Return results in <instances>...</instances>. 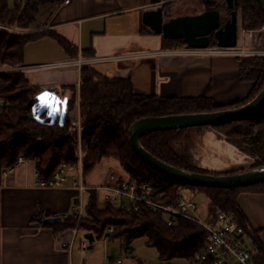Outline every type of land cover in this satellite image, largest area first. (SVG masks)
I'll list each match as a JSON object with an SVG mask.
<instances>
[{"label":"trees","instance_id":"16d2710c","mask_svg":"<svg viewBox=\"0 0 264 264\" xmlns=\"http://www.w3.org/2000/svg\"><path fill=\"white\" fill-rule=\"evenodd\" d=\"M53 1L55 0H21L10 7L7 0H0V26L16 25L26 30L22 34H15L0 28V65L23 66L25 46L44 36L55 38L64 49L73 54L74 49L71 51L70 43L55 32L28 31L35 22L40 7ZM166 4L168 3L163 5L165 12ZM239 6L245 29L259 30L264 27V12L257 0H240ZM175 44L184 46L185 42L177 40ZM216 46L214 40L210 47ZM249 58L242 64L243 70L250 69L244 79L254 80L255 85L246 99L225 107H217L212 100L203 97L171 99L140 95L135 92L130 79L107 77L98 72L94 65H83L80 89L71 86L68 88L70 93H63L66 114L62 121L59 116L48 115L47 110H38L37 96L40 90L31 87L27 72L0 76L4 80L0 86V95L6 100L0 108V171L8 169L20 157H24L37 160L36 169L40 179L49 180L61 164H76L78 134L72 122L79 114L84 178L106 161H113L132 180L154 185L166 204H175L179 193L185 189L197 190L209 200V215L227 212L235 216L258 252L256 264H264V244L259 231L251 227L238 204V197L242 192L264 193V183L231 189L190 186L171 179L143 161L132 148L129 135L131 125L144 117L214 112L247 104L264 88V57ZM212 126L227 128L226 133L220 136H225L231 145L254 157L257 160L256 167L264 165V109L249 118ZM255 126H258L256 131ZM183 131L184 129L155 131L143 136L141 143L153 156L168 164L192 172L212 174L210 170L196 166L189 153H178L174 149L172 142ZM85 194L88 202L84 206L78 229L93 233L96 240L107 235L118 239L124 253L132 254L133 242L141 237L147 239L149 247L158 251L161 264H174L175 260L188 262L203 248L207 231L196 222L179 218L175 225L169 226L161 214L150 209L143 208L139 213L129 214L111 204L103 203L101 191L89 189ZM76 222L77 217L72 215L55 226L64 230L74 228ZM111 227L116 230L109 234ZM139 264L146 263L140 261Z\"/></svg>","mask_w":264,"mask_h":264},{"label":"crops","instance_id":"0c3cea01","mask_svg":"<svg viewBox=\"0 0 264 264\" xmlns=\"http://www.w3.org/2000/svg\"><path fill=\"white\" fill-rule=\"evenodd\" d=\"M166 2L70 0L65 4L63 0H55L45 3L28 31L55 32L70 43L73 54L55 38L44 36L25 46L23 66L189 48L186 43L184 46L175 44V41L183 40L165 38L144 24L143 14L158 8H162L166 22L191 15L167 17L163 8ZM248 46L260 48L254 43ZM249 57L173 53L98 64L116 65L110 75L106 74L107 77L130 79L137 94L171 99L203 97L212 100L217 107H225L246 99L255 85L254 80L244 79L250 69L243 70L242 64ZM25 72L32 74L31 87L40 90L37 96L39 111L42 110L39 96L49 93L43 87L57 85L68 90L71 86L80 87L82 84L81 68L74 66ZM44 110L50 115V108ZM65 114L66 108L62 105L58 113L50 116H59L62 121ZM118 166L113 161H106L84 179L85 185L95 189L110 184L117 176H111L110 171H120ZM202 169L210 170L212 174L227 173L206 167ZM35 170V163L28 161L8 176L0 171V264H139L134 250L133 256L124 253L119 240L113 242V238L108 236L100 240L95 238L91 248L89 243L83 249L81 242L91 232L83 231L85 239H78L81 231L78 228L61 230L55 226L56 223L45 224L43 219L60 217L69 212L72 197L77 191L71 188V181L62 188H38L35 186ZM238 204L251 227L259 231L264 244V193L242 192ZM96 242L103 243L105 249L102 253L93 250ZM112 242L115 248L111 246ZM87 249L92 250L84 252ZM115 249L121 253L117 259L112 256ZM118 260L122 262L118 263Z\"/></svg>","mask_w":264,"mask_h":264},{"label":"built area","instance_id":"2783aa9c","mask_svg":"<svg viewBox=\"0 0 264 264\" xmlns=\"http://www.w3.org/2000/svg\"><path fill=\"white\" fill-rule=\"evenodd\" d=\"M69 2L70 0H63L65 4ZM248 34L253 38V31L248 32ZM173 53L242 57L264 55V50L246 49L245 47L239 48L238 46L236 48L209 47L206 49H194L189 47L186 49L135 53L114 57L91 59L77 58L57 63L20 66L17 70L25 72L33 69H54L72 66L81 68L83 65H94L114 60L138 59L143 56L159 57ZM2 73H4V70H0V74ZM2 84L3 80L0 79V86ZM42 89L48 91L60 101L64 100L63 94L60 92L58 86H45ZM3 99V96L0 95V108L2 107L1 103L5 102ZM73 125H77V122H74ZM79 136H81V132H79ZM80 161L79 165L61 164L53 177L49 180L40 179L39 171L37 169L35 170V186L38 188H62L71 181V188L75 189L77 194L72 197V204L69 212L64 213L60 218L67 219L75 215L77 217V223H80L84 214L83 193L91 189L84 183L83 164L82 160ZM27 162L28 160L24 157H20L14 165L3 171L4 176L13 173L17 167ZM95 189L103 192L101 197L103 203L111 204L121 209L123 212L133 214L141 212L143 208H147L161 214L169 226L175 225L179 218L188 219L202 226L207 231L203 248L194 257L189 259L187 264H256L258 252L253 247V244L251 246L247 244V240H250L251 243L252 240L245 228L239 224L233 214L219 212L216 216L209 215L206 220H203L197 216L198 207L193 198H186L181 192L175 204H166L154 185L148 182L132 180L124 174L117 175L110 184ZM115 230V227H111L109 229V234L114 233ZM88 245L89 242L87 239L81 242V248L83 249L87 248ZM129 256L133 255L130 254ZM121 262L122 260H118V263Z\"/></svg>","mask_w":264,"mask_h":264},{"label":"water","instance_id":"95a60500","mask_svg":"<svg viewBox=\"0 0 264 264\" xmlns=\"http://www.w3.org/2000/svg\"><path fill=\"white\" fill-rule=\"evenodd\" d=\"M206 0V4H210ZM264 12V0H257ZM231 18L222 25L221 12L209 6L198 15L179 16L170 21L164 20L162 8L149 10L143 14V22L165 38L181 39L188 47L206 49L211 45V34H214L217 47L236 48L238 46V0H224ZM264 31L260 32V35ZM4 103H1L3 106ZM264 109V88L247 104L223 111L198 112L192 114H171L163 117H144L134 122L129 128L130 142L135 153L156 171L194 187L212 188H245L264 183V165L239 170L232 174H204L192 172L168 164L148 152L141 143V138L155 131L182 130L192 127H204L224 124L238 119L249 118ZM45 224L61 223L62 218L43 219ZM108 236V235H107ZM85 238L90 248L95 242L93 233Z\"/></svg>","mask_w":264,"mask_h":264},{"label":"rangeland","instance_id":"374dc122","mask_svg":"<svg viewBox=\"0 0 264 264\" xmlns=\"http://www.w3.org/2000/svg\"><path fill=\"white\" fill-rule=\"evenodd\" d=\"M10 7H13L15 5L16 1L21 0H7ZM168 4H166V15L167 17L175 16L176 14H191V15H198L203 13L209 6L214 7L215 9H218L221 12L222 17V25H224L230 18L231 14L230 11L225 7L224 0H211L212 4H206V0H166ZM240 2V0H238ZM238 13V47H245L246 49H262L264 50V44L262 36L260 35L261 30L264 31V27H262L259 30L254 29H245L243 27L242 22V9L240 6L237 8ZM1 29H5L9 32L15 33V34H22L26 32V30L22 28H18L16 25L13 27H6V26H0ZM253 31L254 36L253 38L249 36L248 32ZM264 34V32L262 33ZM264 37V35H263ZM255 44L257 46H260V48L248 46L249 44ZM260 57H264V55H259ZM244 57V56H242ZM255 57V56H252ZM258 58V57H256ZM250 59V58H249ZM116 65L113 64H98L94 65V68L97 69L98 72L101 74H109L113 70V68ZM20 66H8V65H0V70H4V73L0 74V76L20 72L17 69ZM108 76V75H106ZM27 77L31 82L32 74L27 73ZM3 80V79H2ZM4 82V80H3ZM57 86V85H56ZM60 92L63 93H70L69 90L61 89L58 86ZM78 90L80 87H77ZM77 92V91H76ZM79 95V92H77ZM40 95V93H39ZM42 96V93H41ZM39 96V97H41ZM4 98V97H3ZM78 98V97H77ZM3 101H6L3 99ZM5 104V102H4ZM65 107V102H61L57 107L59 110L61 109V106ZM42 107V110H44L46 107ZM48 108V107H47ZM51 110V109H50ZM79 111V110H78ZM57 111L56 113H58ZM77 119H75L72 122V126L76 129L78 137H77V156H78V162L77 165L80 164V160L83 159V152H82V139L81 136H79V132L82 133V126H81V120L80 115L77 114ZM74 122H77V125H73ZM258 130V126H255V131ZM227 131V128H216L214 126H204V127H192L184 129V131L177 137L178 139L174 140L172 142V146L178 153H189L192 157L193 163L201 168H208L216 172H232L236 170H244L248 168H254L256 167L257 160L249 156L248 154H245L241 152L236 147H231V145L228 142V138L225 136L221 137L220 134H225ZM215 137H220L223 140L218 141ZM230 144H228V143ZM36 144V143H33ZM28 161H32L29 159H26ZM37 163V160L32 161ZM119 175L124 174L123 172L120 173L119 169H112L110 171V175ZM116 177V176H115ZM85 177L84 179H86ZM184 194V197L186 198H193L197 207V216L203 220H206L209 216V200L207 196L203 193H200L199 191L191 190V189H185L182 191ZM88 197L85 194L84 195V206L87 205ZM79 224L76 222L75 228H79ZM78 239H85L84 238V232L80 231L78 235ZM118 239H112L113 242H116ZM113 242L111 243V246H113ZM247 244L249 246L252 245L250 240H247ZM115 248V246H113ZM95 249V250H94ZM105 249L103 243L96 242L95 248H93L94 251L97 252H103ZM132 249L134 250L135 256L137 259L142 261L146 264H161L159 260V253L155 248L149 247L147 245V239L145 237H141L136 239L132 244ZM92 249H87L86 253L90 252ZM109 251V250H108ZM114 254L112 256H115L116 259L121 256V253L118 251V249L114 250ZM120 255V256H119ZM174 264H187V262L183 260H175L173 262Z\"/></svg>","mask_w":264,"mask_h":264},{"label":"snow or ice","instance_id":"6c2138e0","mask_svg":"<svg viewBox=\"0 0 264 264\" xmlns=\"http://www.w3.org/2000/svg\"><path fill=\"white\" fill-rule=\"evenodd\" d=\"M39 100L41 101L42 106H46L51 109L49 113L50 115L59 111L57 106L61 103V101L58 100L54 95L50 93H44L41 97H39Z\"/></svg>","mask_w":264,"mask_h":264},{"label":"flooded vegetation","instance_id":"af4514ba","mask_svg":"<svg viewBox=\"0 0 264 264\" xmlns=\"http://www.w3.org/2000/svg\"><path fill=\"white\" fill-rule=\"evenodd\" d=\"M211 1V0H210ZM210 4H211V2H210ZM215 40V38H214V34H211V44L213 43V41ZM217 47V46H216ZM235 103H237V102H235ZM235 103H233V104H231V105H234ZM233 108H238V107H233ZM228 109H232V108H228ZM228 109H222V110H218V111H223V110H228Z\"/></svg>","mask_w":264,"mask_h":264}]
</instances>
